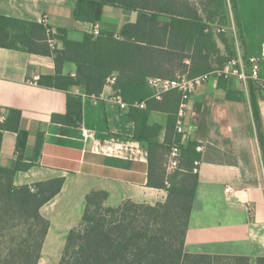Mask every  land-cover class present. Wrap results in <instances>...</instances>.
<instances>
[{
	"label": "crops",
	"instance_id": "1",
	"mask_svg": "<svg viewBox=\"0 0 264 264\" xmlns=\"http://www.w3.org/2000/svg\"><path fill=\"white\" fill-rule=\"evenodd\" d=\"M237 3L243 51L259 62L256 85L263 89L264 0ZM75 7L76 0H0V17L42 26L45 20L54 40L51 48L57 49H63L59 34L80 42L96 26L99 32L117 35L137 19L134 12L106 6L96 25L76 22ZM62 74L74 77L76 66L65 63ZM54 75L52 57L0 47V108L19 110L20 127L28 134L22 163L30 167L17 172L13 183L23 186L65 179L60 193L39 211L49 228L37 264L59 263L69 232L80 227L90 192L107 193L105 206L111 208L125 201L153 206L167 198L165 190L147 186L149 142L134 138L129 106L120 108L112 85L105 84L99 98L88 97L82 86L59 91L39 85ZM70 96L81 98L79 126L53 123L52 116L66 115ZM256 98L264 142V99ZM178 102L176 90L158 98L154 92L135 107L148 109L149 103L147 125L157 127L153 142L159 146L177 143L179 164L182 149L189 143L196 145L197 187L184 252L247 257L255 264L264 257V146L256 133L248 83L211 75L190 95L181 135L173 129ZM18 155L16 135L4 133L0 167L13 168Z\"/></svg>",
	"mask_w": 264,
	"mask_h": 264
},
{
	"label": "trees",
	"instance_id": "2",
	"mask_svg": "<svg viewBox=\"0 0 264 264\" xmlns=\"http://www.w3.org/2000/svg\"><path fill=\"white\" fill-rule=\"evenodd\" d=\"M227 3L231 5L238 38H230ZM116 7L137 14L134 23L124 25L116 35L102 31L85 34L82 41L57 38L63 49L51 48L41 24L0 17V47L52 57L55 75L39 85L59 91L82 86L88 97L99 98L106 78L116 74L115 94L129 106L135 122L134 138L149 142L147 186L165 190L164 203L153 206L125 201L116 208L105 206L103 191H92L85 198L80 227L69 232L58 264H250L247 257L190 255L184 252L185 235L197 187L194 162L199 158L196 145L181 151V162L166 175V156L171 145L153 142L156 126L149 127L147 108L135 107L155 91L152 79H188L222 69L237 57L235 42L244 41L237 0H76L74 21L99 23L104 7ZM244 60L247 56L243 53ZM76 66L74 77L62 74L65 63ZM248 82L258 139L264 146L257 108L264 91ZM146 104V103H145ZM52 122L79 126L81 98L70 96L65 116L54 115ZM21 112L0 108V150L4 133L16 135L18 160L13 168L0 167V239L7 230L26 228V238L8 247L0 264H37L49 222L40 215L42 206L58 195L64 178L32 185L15 186L14 175L30 164L22 163L28 134L22 130ZM175 118L173 121V129ZM39 145V144H38ZM37 156L39 147L35 150ZM225 262V263H224ZM264 264V257L255 260Z\"/></svg>",
	"mask_w": 264,
	"mask_h": 264
},
{
	"label": "built area",
	"instance_id": "3",
	"mask_svg": "<svg viewBox=\"0 0 264 264\" xmlns=\"http://www.w3.org/2000/svg\"><path fill=\"white\" fill-rule=\"evenodd\" d=\"M43 26L46 29L48 43L50 47H53L54 40L51 37V31L47 27L46 21L42 22ZM93 36H98L100 32L97 27L94 26L92 31L90 32ZM237 57L231 59L222 69L216 70L212 73L204 74L193 79H188L184 75H176L175 78L165 80V79H152L149 81V85L155 89V96L161 97L164 93L176 90L179 92V102L177 106V111L175 115V125H174V133L175 135H181L184 133V118L186 115V111L188 109V101L190 95L194 92V90L206 82L211 75H216L218 77H223L224 79L236 78L242 83L247 84L250 80L259 84L258 81L260 65L257 59L252 57H247V60L242 58V53L239 51L238 42H235ZM116 81V75L112 74L111 76L106 78L105 84L113 85ZM263 91H264V85ZM115 99L118 101L121 109H126L128 107L127 104L123 103L120 96L115 94ZM82 134L86 135L87 131L82 130ZM179 156H180V148L177 143H172L167 155V160L165 163L166 175L172 174L179 165ZM199 163L197 161L194 162L193 172H198ZM227 193L230 192V189L227 188L225 190Z\"/></svg>",
	"mask_w": 264,
	"mask_h": 264
},
{
	"label": "rangeland",
	"instance_id": "4",
	"mask_svg": "<svg viewBox=\"0 0 264 264\" xmlns=\"http://www.w3.org/2000/svg\"><path fill=\"white\" fill-rule=\"evenodd\" d=\"M246 1L249 4L250 0H246ZM227 11H228L227 13H228V17H229V22H230V25H231L228 28V34H229L230 38H235L236 39V37L238 38V34H237L238 31H237L236 23L234 21L232 8H231V5L229 3H227ZM238 47H239L240 53L243 54L244 51L241 48V46H239V42H238ZM26 232H27L26 228H19L18 230H16V229L7 230L6 232H4V235H5L4 238L0 239V260L6 254V251H7L8 247L13 245V243L16 244L19 241H21V240L26 238Z\"/></svg>",
	"mask_w": 264,
	"mask_h": 264
}]
</instances>
